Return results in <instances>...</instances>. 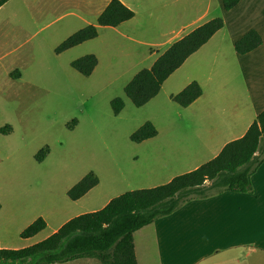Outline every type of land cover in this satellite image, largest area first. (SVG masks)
I'll return each mask as SVG.
<instances>
[{
    "label": "rangeland",
    "instance_id": "obj_1",
    "mask_svg": "<svg viewBox=\"0 0 264 264\" xmlns=\"http://www.w3.org/2000/svg\"><path fill=\"white\" fill-rule=\"evenodd\" d=\"M110 1L10 0L0 8V130L8 127L0 132V249L30 247L70 219L99 211L124 193L144 190L151 185H144L142 177L150 173H158L154 182L160 184L180 172L152 165L147 145L132 143L130 136L149 122L160 135L148 143L189 140L197 119L170 99L188 81L208 93L220 79L231 80L238 89L244 77H252L260 81L255 91L261 93L264 5H251L257 0L228 12L221 0H119L134 13L131 20L115 28L98 27L95 39L55 53L79 30L96 26ZM213 19L222 20V29L163 83L154 100L134 107L124 94L132 78L150 69L176 35ZM250 30L258 32L262 45L238 55L234 44ZM88 55L98 64L83 77L70 64ZM241 66L252 74H244ZM114 99L124 104L118 115L111 109ZM43 149L47 154L37 162ZM88 173L99 185L70 201L67 192ZM39 218L46 228L21 238Z\"/></svg>",
    "mask_w": 264,
    "mask_h": 264
},
{
    "label": "trees",
    "instance_id": "obj_2",
    "mask_svg": "<svg viewBox=\"0 0 264 264\" xmlns=\"http://www.w3.org/2000/svg\"><path fill=\"white\" fill-rule=\"evenodd\" d=\"M10 0H0V8ZM224 11L235 8L240 0H221ZM134 13L119 0H111L96 20V26L79 30L56 49L57 55L75 48L98 36V27L115 28L131 20ZM223 27L220 19H213L173 43L161 54L150 69L139 71L125 86L124 94L131 104L140 108L155 98L163 83L184 62L206 45ZM262 45L255 30L248 31L234 44L238 55H246ZM98 62L88 55L71 62L70 66L81 76L89 77ZM202 95L197 82H191L171 100L187 108ZM124 107L122 100L114 99L111 109L118 115ZM8 127L0 130L1 133ZM157 135L155 127L147 122L130 136L135 144ZM261 152V157H256ZM47 151L36 156L42 162ZM264 162V110L248 128L245 135L226 144L217 157L196 170L173 178L169 183L151 189L124 193L101 210L82 214L64 223L55 233L30 247L0 249V264H64L78 260H96L100 264H137L134 254V233L151 225L159 218L171 215L183 204L208 198L223 192L251 193V176ZM98 185V178L88 173L68 192L70 201H78ZM46 228L39 218L20 235L30 239Z\"/></svg>",
    "mask_w": 264,
    "mask_h": 264
},
{
    "label": "crops",
    "instance_id": "obj_3",
    "mask_svg": "<svg viewBox=\"0 0 264 264\" xmlns=\"http://www.w3.org/2000/svg\"><path fill=\"white\" fill-rule=\"evenodd\" d=\"M249 1L240 0L237 6L248 5ZM263 3L264 0H257L251 5L259 6L264 5ZM190 32L176 35L173 43ZM169 42L166 50L173 44ZM206 45L190 56L164 83L167 84ZM239 70L244 74L245 70L247 75L252 74L249 68L241 66ZM259 82L252 77H244L241 80L242 86L235 89L231 80L223 78L208 93L199 84L201 97L183 108L189 118L197 119V126L188 138L190 141L139 143L147 145L152 165L173 167L180 169V172L169 176L160 184L154 182L158 173L153 175L148 172L150 174L143 176L141 182L151 186L141 189L165 185L177 176L196 170L217 157L226 144L242 138L264 110V85L257 84L261 93L256 94L255 91L256 83ZM175 95L170 96V99ZM159 135L157 131L154 138ZM256 157H261V152ZM251 189L248 194L223 192L208 198L191 200L171 215L159 218L140 229L133 236L137 264H264V162L251 176ZM109 202L110 200L102 207ZM94 261L98 262L85 259L64 264H97Z\"/></svg>",
    "mask_w": 264,
    "mask_h": 264
}]
</instances>
